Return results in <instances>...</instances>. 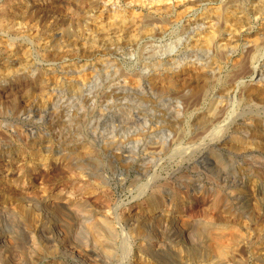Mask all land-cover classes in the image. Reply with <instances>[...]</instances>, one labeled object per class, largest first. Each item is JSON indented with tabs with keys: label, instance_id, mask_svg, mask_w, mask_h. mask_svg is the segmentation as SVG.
<instances>
[{
	"label": "rangeland",
	"instance_id": "obj_1",
	"mask_svg": "<svg viewBox=\"0 0 264 264\" xmlns=\"http://www.w3.org/2000/svg\"><path fill=\"white\" fill-rule=\"evenodd\" d=\"M6 1L0 0V7ZM228 1H12V28L0 30V79L6 83L10 73L20 70L16 85L30 93L22 103L0 93V125L11 126L9 133L0 129V178L7 184L0 188V207L12 209L0 215V234L13 239L11 253L23 264L66 259L49 244L51 234L43 233L58 226L68 244L76 228L83 227L84 241L98 247L101 258H109L116 254L110 228L118 226L119 217L108 214L135 209L140 196L153 190L171 197L222 195L228 214L220 211V218L240 227L249 223L252 232L248 242L239 244L244 249L236 264H264V103H250L242 95L258 80L257 72H264V15L257 19L250 0H240L250 25L237 35L223 26L222 40L232 44L217 57L219 66L216 51L205 43L210 25L202 20ZM166 8L173 14L168 24H161L165 31L160 34L155 20ZM134 18L142 22L140 29L132 25ZM150 24L159 26L157 31ZM173 42L177 48L172 52L168 46ZM186 72L198 79L176 81L172 88L154 80ZM40 73L47 84L43 92L21 76ZM13 126L18 136L11 134ZM41 154L49 156L46 166L33 163ZM75 187L84 191L80 197H90L78 202L77 220L64 222L43 211V195L72 194ZM235 197L254 201L244 208ZM22 198H35L37 211L23 208ZM42 221L45 227H40ZM154 234L152 228L147 239ZM97 235L103 240L95 244ZM117 242L120 248L123 239ZM135 250L133 260L139 257ZM159 260L175 264L168 256Z\"/></svg>",
	"mask_w": 264,
	"mask_h": 264
},
{
	"label": "bare ground",
	"instance_id": "obj_2",
	"mask_svg": "<svg viewBox=\"0 0 264 264\" xmlns=\"http://www.w3.org/2000/svg\"><path fill=\"white\" fill-rule=\"evenodd\" d=\"M12 1L13 0L6 1V3H4V6L0 7V30H5L6 27L9 26L11 27V25L13 24L12 21L15 20V19H10V14H12L13 11H15V7L13 8L14 5H12ZM250 2L252 5V9L251 7L250 9L253 10V14H255L254 17L257 16L258 18L257 17L256 18L260 19L264 15V0H250ZM223 4L214 11L213 15L209 13H207L206 16L204 15L205 19L202 20V21H207L210 25L208 33L205 37L207 38L205 43L209 50L213 49L216 51L215 58H216V64L218 65L220 61V60L218 61V58H222L223 53H225V51L223 52L222 49L225 50V48L230 47V45L232 44V43L230 44L228 40H225L228 43L224 45L222 44L225 43V41L222 40L223 26L229 27L230 32L236 33L237 35V32L239 33L243 31L248 27V25H250L248 22L249 13L245 14L243 12V9L241 10L240 0H229L228 2H225L224 5ZM160 14H161L160 15L161 18H156L157 20H155V22L156 24L157 23L160 24V28L158 30H160L159 32L161 34L162 27L165 28V26H162L161 24H168L167 17L168 16L170 17L173 14V11L171 8H166L163 9V11ZM253 14H251V16ZM198 19H195L193 21L195 22L196 20L199 21ZM134 20L135 21H132V25H134L135 27L140 26L139 27L140 29L141 28L140 24L142 22H140L138 18H134ZM150 22H152V20ZM148 23H146L145 25H147ZM188 24H187L188 26H191L192 25L191 21ZM154 26H152L153 27L152 29H155ZM184 26H186V24ZM158 27L159 26H157V28ZM164 28L162 30H164ZM191 28L192 27H190V29ZM84 42L89 43L90 39L85 40ZM173 43L170 44V46H168L170 51L172 52L177 48L175 46L176 44ZM178 44L180 43H177V45ZM242 63H240L239 67L241 66L244 67ZM23 65L19 67L22 68ZM19 71H16L18 74L16 73L14 74V72L10 73L11 77L6 83H5L6 79L4 81L0 79V85H1L0 87H2L0 93L2 94V97L8 99H14L16 103L24 102V99L30 93L29 88L27 89L25 88L24 90H22L21 87H18L16 85V83L19 80V76H18ZM41 74L43 73L33 74L32 76H26V75H21V76H24L23 77L24 82H29L30 84H32L34 90L43 92L44 90L47 89V84L44 83L42 79L43 75L41 76ZM196 77L191 74H187L186 72L185 74L181 73V75L178 76L171 75L165 78H159L154 80L155 83L160 87L162 86L163 88H172L173 85L176 83V81H181L189 84L190 82H192V78L198 79ZM256 79L255 82L248 85L246 89L243 90L244 92L242 91L243 93L242 95L245 101H248L250 103L256 102L258 104H263L264 103V84H263L264 72L258 71ZM228 86L227 89L224 90L228 91L229 90ZM2 112L3 110L2 108H0V117L2 116ZM204 122L203 124L206 125L207 121L205 120ZM0 126H2L0 128L1 130H5L7 132L10 131L9 127L11 126L8 127V124L4 126L3 125ZM12 129L13 130L11 134L18 136V132L16 131L15 126H13ZM167 142L168 139H165V143ZM46 151H49V149H46ZM65 155L66 154H62L60 157H58V159L62 160L63 159L62 156ZM2 158L6 160V154ZM48 161H49V156L41 154L40 158L37 159V161H34L33 163H38V165L40 166L42 165L46 166ZM2 166L7 168V163L6 164L2 163ZM1 179L3 180V178H0V188H4L5 185L7 184L3 183ZM73 184L74 186H76L75 183ZM78 189H76L75 187L74 191L70 190L69 193H71L72 191V194L58 193L57 195H54L52 193L51 194L47 193L43 195L40 200V205L43 211L46 214L51 213L52 216L54 215L56 217L60 215L63 218V220L65 219L64 222L77 220L78 214L76 212H79V210L77 211L78 202L81 200L87 201L90 199L89 196H88L89 198H84L82 196L80 197V195H82L84 191H82L81 187L79 190ZM8 190L9 192L12 191L10 190V188H8ZM200 193L199 194L194 193L195 195H191L186 192L183 193L182 195L180 194L178 196L171 197L169 194L162 193L160 190L158 191L153 190L151 193H148L147 195H141L140 199L137 198L139 205L135 209L126 207L119 210H113L112 212H110L108 216L112 217L114 220L116 219L115 216H117V218L119 217V219H117L118 223L116 221L115 224L118 226H115L114 230L110 228L109 235L113 237L114 242L116 244V246H114L116 254L108 256L109 258H101L99 255L100 249L98 247H92L91 241L89 240L84 241V238H82V236L84 235L83 227L79 229L76 228V230L74 231L73 242H71L70 244H68L69 238L65 233V231L62 230L61 226H58L59 229H53L54 231H52L51 229L50 231H43L44 234L47 235L51 234L50 237H47L49 244L54 243L53 244L54 248L59 250L60 253H63L66 256V257L64 256L66 259H64L63 257H60L61 259L57 257L51 258L53 261L52 264H69V262H71L72 264H139V261L142 264H159L160 261L159 258L163 256L164 257L168 256V258L170 257L171 260L174 259L175 264H232L236 260H238L237 257L240 255L239 253L241 251L243 244L240 246L239 244H241V242L246 243L249 241V239H251L252 232L249 228V223H247L246 226L240 227L238 225H235L237 222L230 220H229L230 223L225 222L220 218L221 216L220 211L222 213L228 214L227 213L228 211L224 212L225 209H228V206H226V204L222 205V200H224L222 198L223 196L220 195L222 196L220 197L219 195L213 193L212 194H206V193L200 194ZM231 196L233 197L235 195H231ZM252 197H244V200H242L243 197L240 198L235 197V199L238 201L237 203L242 204L243 205L242 207L245 208L249 203L251 204L252 200L254 201V199H251ZM255 199H257V197ZM35 201H36L35 198H22V207L23 208L25 207L26 209H29L32 212L33 211L36 212L37 210H35L36 208L34 206ZM260 202L263 203L264 200ZM183 203L184 205L182 206ZM195 203L200 204L199 209L198 207L195 208ZM9 209L11 208L0 207V215L9 213L8 211L12 210ZM196 212H198L197 215H194V213ZM262 214L263 213H261V215ZM40 216L42 217V219H48V217L43 214H40ZM231 219L233 220L234 217H232ZM40 224H41L40 227H45L43 221L40 222ZM152 228L155 229V234L152 237V239H147L146 234L147 233L149 234V231H151ZM85 229H89V227ZM101 238L102 235H97L93 243L95 244L97 242L101 243L103 240ZM118 239H123L120 248H119L120 243L117 242ZM159 239L163 241H160ZM12 240L13 239L9 237V235L3 233L0 234V252L1 253L4 252V256H0V264H23V261H21V259H17L13 255V253H11ZM139 244L141 245L138 247ZM118 248L120 250H118ZM136 248H138L137 252L139 257L137 258V260H133L134 257H136L134 254ZM243 249L244 248H242V250ZM47 250L49 252V249H46V252ZM57 250L55 251L57 252ZM121 251H123V253L125 251V255L122 257H121ZM237 254L239 255L237 256ZM31 257L35 262L40 261L37 257L35 258L34 256ZM117 258H119V260ZM261 259L260 261L263 262V259L262 260ZM156 260L159 261L157 262ZM238 262L240 263V261ZM236 263L237 262H235V264Z\"/></svg>",
	"mask_w": 264,
	"mask_h": 264
}]
</instances>
